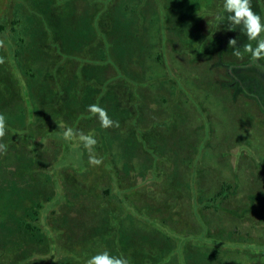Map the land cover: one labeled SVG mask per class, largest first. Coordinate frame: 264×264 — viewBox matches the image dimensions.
<instances>
[{
    "label": "rangeland",
    "instance_id": "obj_1",
    "mask_svg": "<svg viewBox=\"0 0 264 264\" xmlns=\"http://www.w3.org/2000/svg\"><path fill=\"white\" fill-rule=\"evenodd\" d=\"M87 1L0 0V226L14 234L0 264H86L103 251L130 264H264V114L224 86L211 0ZM229 50L228 62L248 59ZM92 104L118 126L101 127ZM54 123L61 134L42 139ZM67 127L95 136L99 166ZM150 187L163 189L156 202Z\"/></svg>",
    "mask_w": 264,
    "mask_h": 264
},
{
    "label": "trees",
    "instance_id": "obj_2",
    "mask_svg": "<svg viewBox=\"0 0 264 264\" xmlns=\"http://www.w3.org/2000/svg\"><path fill=\"white\" fill-rule=\"evenodd\" d=\"M67 1H69V0H61L62 3L65 2L64 4H66ZM87 2L93 4L95 1L94 0H89ZM251 7H252L253 11L256 12L257 14L261 15L262 20H264V0H251ZM222 9H223V0H211L210 7L206 9V13H207V15H211L212 13H217V16L213 15V18L211 17L210 28H212L211 29V33L212 34H216V37L219 36V38H220V40H218V44H217V49H218V52H217V55H218L217 64L221 65L222 67H224V69L226 70L227 76L230 77V79H231L230 80L231 82L230 83H225L224 86H226V87L231 86L234 89V91H235L234 93L236 95L237 94H242V95H244V97H247V98H250V99L254 100L256 102V104L259 105V109H260L261 113L264 114V105H263V100H264V97H263V95H264L263 94V91H264V82H263V79H264V67H261L260 64L253 63L252 61H250L249 57L244 62H228V60L224 59V58H226V54L228 53V51H230L229 50L230 47L228 45L229 40L236 39L237 41L241 40V42H243V39H245V36L241 34L238 26H237V28L235 30H228L229 27H231V25H229V22L227 20H225L224 22L221 23V25L224 26V29L221 30V28L219 27L220 23L217 24V21H218L217 17H219L221 15ZM81 11L83 13L86 12V10L85 11L81 10ZM226 34H227L228 38L225 37ZM262 35H264V34H262ZM244 73H246L249 77H251L250 73L255 74V76H253L251 78H246V74H244ZM98 85L101 86L100 83H98ZM30 116L32 118L33 113H31ZM29 126H30L29 127V132H31L30 134H33L34 131L32 129V122L31 121L29 123ZM50 130L57 131L59 135L61 134L60 128L58 127V123H54L51 126H48L42 132H40L41 133L40 137L42 139L46 138L44 136ZM99 133L100 134L98 136H99L100 142L103 141L105 143V139H104L105 134L103 135V132L101 130L99 131ZM32 137H33V135H32ZM69 139H71V138H69ZM76 139L77 138H73V140H76ZM104 151L106 153L109 152L107 146H106ZM84 160H85V162L87 161L85 158H84ZM258 165L260 166V164H258ZM228 195H229V192L227 193L223 189L222 191H220L216 195L215 198H212V199H209V200L212 201V202L215 201L214 203L217 204V203H219V199H223V198H225ZM198 197H199V195H198ZM218 197H219V199H218ZM198 200L199 199H197V201ZM136 206H139V205H136ZM214 207H216V205ZM137 210L135 211V213H138L137 216L139 214L141 215V213H144V211H149L146 208H144V209L140 208L139 211H137ZM124 212H125V208H124ZM121 214L124 215L123 213H121ZM146 214H147V216H149L147 212H146ZM21 217L16 216V218H15L16 226L18 225L19 219ZM150 218H154V217L150 216ZM160 219H161V217H160ZM13 224L14 223H12V226H13ZM8 226L11 227V225H8ZM6 227L0 226V229H3L4 231L7 232V237H5L4 239L0 240V251L2 249V251L0 252V255H3L5 253L4 256H6L8 254L6 252L8 250H10V248L12 247L11 246V241H12L11 240V236L14 235V234H12V232L10 233V228H8L6 230ZM51 238H55V236L52 235ZM51 238L49 239V241H50V246L53 248L54 245L56 244V240L55 239H51ZM52 241H54V242H52ZM121 242H122V239H119V243H121ZM121 244H120V246L124 245V244H122V245ZM54 263H56V262H54Z\"/></svg>",
    "mask_w": 264,
    "mask_h": 264
},
{
    "label": "clouds",
    "instance_id": "obj_3",
    "mask_svg": "<svg viewBox=\"0 0 264 264\" xmlns=\"http://www.w3.org/2000/svg\"><path fill=\"white\" fill-rule=\"evenodd\" d=\"M217 19L219 23L227 20L231 25L228 30H235L238 26L241 34L248 41L241 51L237 46L236 39L229 40L228 45L233 50L232 54L238 59H242L245 54H248L250 61L264 67V64H261L264 61V35H262L264 34V20H262L261 15L253 11L251 0H223L222 13ZM87 111L89 114L97 116L100 126L105 129L118 126V122L110 118L107 110L98 104L89 105ZM5 134V118L0 115V138L4 137ZM77 135L78 144H82L90 153L89 163L93 166H99L102 163V158L94 154V146L97 144L95 136L77 134L71 127H67L64 131V136L67 138H73ZM5 150L6 145L0 143V152ZM86 264H130V262L123 256H113L108 251H103L90 256Z\"/></svg>",
    "mask_w": 264,
    "mask_h": 264
},
{
    "label": "crops",
    "instance_id": "obj_4",
    "mask_svg": "<svg viewBox=\"0 0 264 264\" xmlns=\"http://www.w3.org/2000/svg\"><path fill=\"white\" fill-rule=\"evenodd\" d=\"M148 41H149V39L147 40V42H146V45H148L149 47H150V49L151 50H155L154 51V54H153V56H156V57H153L152 59H153V61L156 63V64H158V62H156V59H159L160 57L159 56H161V52H160V50L155 46V43H152V42H150L149 44H148ZM156 52L157 53H159V55L157 56V54H156ZM151 54H152V52H151ZM161 59V58H160ZM149 62H150V60H148ZM162 64V61H161V63L160 64H158V65H161ZM112 72L110 71V76H113L112 74H111ZM121 81V78L120 79H116L113 83H115V87H118L119 88V86H121L122 87V85L121 84H123L124 86H125V81L124 82H120ZM72 89H73V86H72ZM109 89V88H108ZM74 90V89H73ZM106 92V91H105ZM110 92V91H109ZM154 103H155V101H154ZM171 117V116H170ZM172 118V117H171ZM160 121V119H158L157 120V122L155 123L156 125L157 124H160V125H157V126H161L160 128L161 129H164V128H166V127H168V129H175L176 128V122H177V120L176 119H170L169 121H171V122H169L168 123V119H166L165 121H166V123H165V121H162V122H159ZM199 125V123L197 124L196 123V126H198ZM160 133V132H159ZM196 133H197V130H196ZM108 148H109V151L111 150V148H110V143H108ZM110 153H112V152H110ZM163 169L165 168L164 166L162 167ZM168 170V169H167ZM163 174V177H165L166 176V174H164V173H162ZM171 180H172V178H170ZM142 180L143 179H141L140 180V182H142ZM139 182V187L136 189V190H138V189H140L141 187L140 186H142L141 185V183ZM165 182V181H164ZM164 186L166 187H168V183H164ZM155 188L156 187H150L148 190H146V191H142V194H144V195H148V197L149 198H155V202H156V196L157 195H161V193L163 194V189L162 188H160V187H158V190H155ZM135 197V196H134ZM103 209V208H102ZM150 211V210H149ZM104 213H106V214H109L108 213V211H104ZM94 214V213H93ZM106 214H103L102 216H101V220L99 221L101 224H103V225H105V223H104V220H106V221H109V218L106 216ZM122 214L120 213V216H121ZM149 216H151V217H153L151 214H148ZM157 215V214H156ZM155 218V217H154ZM130 220H132V222L135 220L134 218H130ZM136 221V220H135ZM120 226H121V224H120ZM102 228H103V226H102ZM109 228L108 227H106L105 228V230H108ZM119 238V237H118ZM114 240V239H113ZM115 242L113 241V243L112 244H114Z\"/></svg>",
    "mask_w": 264,
    "mask_h": 264
}]
</instances>
